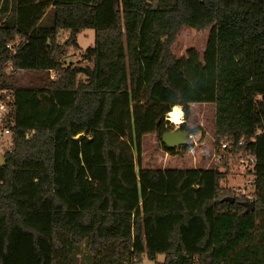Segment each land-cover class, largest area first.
Segmentation results:
<instances>
[{
  "label": "trees",
  "instance_id": "1",
  "mask_svg": "<svg viewBox=\"0 0 264 264\" xmlns=\"http://www.w3.org/2000/svg\"><path fill=\"white\" fill-rule=\"evenodd\" d=\"M154 1L0 0V92L13 99L0 264H264V0ZM182 26L208 28L202 54H173ZM85 29L94 44L72 60ZM19 71L39 82L19 85ZM194 103L214 105L216 161L238 156L250 201L221 185L226 162L141 165L146 134L188 149L161 136L167 112Z\"/></svg>",
  "mask_w": 264,
  "mask_h": 264
},
{
  "label": "rangeland",
  "instance_id": "2",
  "mask_svg": "<svg viewBox=\"0 0 264 264\" xmlns=\"http://www.w3.org/2000/svg\"><path fill=\"white\" fill-rule=\"evenodd\" d=\"M156 5V0L154 4ZM47 22V21H46ZM68 33H65L63 39H65ZM208 36V28L196 31L190 27L182 26L174 40L172 45V52L175 56L180 57L184 55L187 48L195 49L199 54L204 51L206 40ZM95 31L93 29H85L78 35V43L81 50L73 51L70 59L76 60L81 58V54L90 46L94 44ZM71 53V54H72ZM12 70L11 68L9 69ZM52 76H56L52 72ZM17 83L19 85H30L39 82V77L36 72L31 71H19L16 73ZM178 107V111L181 110L180 116L182 121L180 123H170L173 130L178 129L182 122H185L186 128L193 129L195 132L190 134L189 140L186 143L188 149H178L175 154H166L162 148H160L159 142L153 134H146L142 137L141 146V165L155 168H170V167H182V168H209L215 167L216 163L221 164L226 162L229 172L224 180H222V186H228L233 188L237 194H245L251 200V192L253 187L250 184L252 176L248 173V169L244 168L239 161L237 155L225 154L223 161H216L217 153L221 154V148H215L213 144V124H214V105L211 103H194L189 106V113L185 115L182 108ZM3 125L0 126V151L4 153L7 148L12 146L11 133H4ZM246 164V163H245ZM247 167V166H246ZM222 169V167H221ZM262 230H257L256 238L254 242L259 241V234ZM163 255L157 254L155 259H148L143 257L139 264H163Z\"/></svg>",
  "mask_w": 264,
  "mask_h": 264
},
{
  "label": "water",
  "instance_id": "3",
  "mask_svg": "<svg viewBox=\"0 0 264 264\" xmlns=\"http://www.w3.org/2000/svg\"><path fill=\"white\" fill-rule=\"evenodd\" d=\"M189 137L190 136L186 131L178 127V129L164 132L161 136V142L168 147H175L186 144L189 140ZM4 164V156L3 153L0 151V166H4ZM244 204L247 206V211L254 208V203L252 201L245 202Z\"/></svg>",
  "mask_w": 264,
  "mask_h": 264
},
{
  "label": "built area",
  "instance_id": "4",
  "mask_svg": "<svg viewBox=\"0 0 264 264\" xmlns=\"http://www.w3.org/2000/svg\"><path fill=\"white\" fill-rule=\"evenodd\" d=\"M7 47L9 48H13L12 44H8ZM3 96L5 98H3ZM13 99L10 95V93L4 89L3 91L0 92V126L3 125V132L4 133H11L10 129L6 126L7 124V120H6V116L8 115L9 111H10V105L12 103ZM172 111L174 110V107H172L171 109ZM182 117V116H181ZM165 119L167 120L168 123H175L172 119V116L170 115V111L167 112V114L165 115ZM182 118H180L181 120ZM221 148H225V144H221ZM250 160H252V158H250Z\"/></svg>",
  "mask_w": 264,
  "mask_h": 264
},
{
  "label": "bare ground",
  "instance_id": "5",
  "mask_svg": "<svg viewBox=\"0 0 264 264\" xmlns=\"http://www.w3.org/2000/svg\"><path fill=\"white\" fill-rule=\"evenodd\" d=\"M180 113H181V110L178 111V107L177 108L175 107L174 110L170 112V115L172 116V119L175 122V124L180 123L182 121V120H180V118H181Z\"/></svg>",
  "mask_w": 264,
  "mask_h": 264
},
{
  "label": "crops",
  "instance_id": "6",
  "mask_svg": "<svg viewBox=\"0 0 264 264\" xmlns=\"http://www.w3.org/2000/svg\"><path fill=\"white\" fill-rule=\"evenodd\" d=\"M154 135V134H153ZM155 136V135H154ZM165 152V151H164ZM166 153V152H165ZM168 154V153H166ZM144 167H147V166H144ZM147 168H153V167H147ZM170 168H182V167H170ZM154 169V168H153ZM161 169H164V168H161Z\"/></svg>",
  "mask_w": 264,
  "mask_h": 264
}]
</instances>
